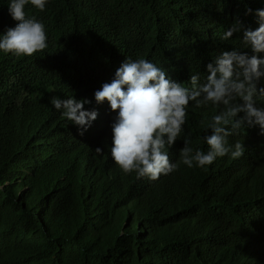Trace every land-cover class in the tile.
Returning a JSON list of instances; mask_svg holds the SVG:
<instances>
[{
    "label": "trees",
    "instance_id": "1",
    "mask_svg": "<svg viewBox=\"0 0 264 264\" xmlns=\"http://www.w3.org/2000/svg\"><path fill=\"white\" fill-rule=\"evenodd\" d=\"M9 2L0 0V35L17 23ZM256 10L264 0H48L43 12L28 5L48 47L31 57L0 52V264H264L258 126L228 138L245 147L238 159L137 179L113 161L116 114L94 98L126 59L150 60L185 83L203 76L221 52L248 51L220 37L237 19L255 30ZM53 96L87 98L98 118L81 136ZM215 111L189 106L182 138L194 149L207 151L211 130L200 122ZM182 138L168 149L173 163Z\"/></svg>",
    "mask_w": 264,
    "mask_h": 264
},
{
    "label": "clouds",
    "instance_id": "2",
    "mask_svg": "<svg viewBox=\"0 0 264 264\" xmlns=\"http://www.w3.org/2000/svg\"><path fill=\"white\" fill-rule=\"evenodd\" d=\"M48 0H10L8 11L16 21L0 35V52L15 57H31L48 47L43 22L35 15L29 17L28 5L43 12ZM247 9L246 14H251ZM258 27L252 30L237 19L220 37L229 41L240 39L243 49L233 48L215 56L205 68V74H194L185 83L173 79L167 71L145 58L125 60L115 71L111 82H105L94 92L98 105L107 104L116 115L111 123V156L123 175L135 174L137 179L158 180L178 170L181 164L188 168L207 169L217 158L243 156L245 147L240 141L229 144L228 138L241 130L259 127L264 135V10H256ZM92 101L74 96L61 99L53 96L50 104L71 124L79 135L92 126L98 111L85 109ZM213 107L211 119L202 120L201 127L210 135L203 137L207 151L194 149L189 136H183L188 120L189 106ZM183 141L179 160L173 163L168 149L178 140ZM102 153V147H96Z\"/></svg>",
    "mask_w": 264,
    "mask_h": 264
}]
</instances>
